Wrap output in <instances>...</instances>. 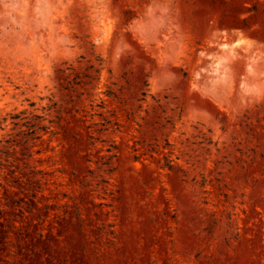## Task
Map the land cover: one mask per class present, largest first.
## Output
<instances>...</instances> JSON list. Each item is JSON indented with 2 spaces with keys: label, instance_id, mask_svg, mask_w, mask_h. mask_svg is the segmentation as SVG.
Masks as SVG:
<instances>
[{
  "label": "rangeland",
  "instance_id": "rangeland-1",
  "mask_svg": "<svg viewBox=\"0 0 264 264\" xmlns=\"http://www.w3.org/2000/svg\"><path fill=\"white\" fill-rule=\"evenodd\" d=\"M0 264H264V0H0Z\"/></svg>",
  "mask_w": 264,
  "mask_h": 264
}]
</instances>
